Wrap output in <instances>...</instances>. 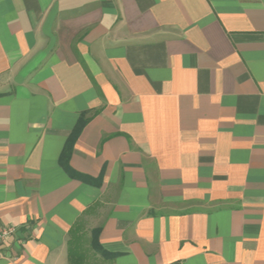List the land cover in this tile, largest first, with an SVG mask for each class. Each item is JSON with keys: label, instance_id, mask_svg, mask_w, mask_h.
Segmentation results:
<instances>
[{"label": "crops", "instance_id": "crops-1", "mask_svg": "<svg viewBox=\"0 0 264 264\" xmlns=\"http://www.w3.org/2000/svg\"><path fill=\"white\" fill-rule=\"evenodd\" d=\"M9 227L0 264H264V0H0Z\"/></svg>", "mask_w": 264, "mask_h": 264}, {"label": "trees", "instance_id": "trees-1", "mask_svg": "<svg viewBox=\"0 0 264 264\" xmlns=\"http://www.w3.org/2000/svg\"><path fill=\"white\" fill-rule=\"evenodd\" d=\"M86 122H87V119L84 118V116L82 115V116L79 118V120H78L76 126L74 127V129H73L71 135H70L69 138L67 139V141H66V143H65V145H64V148H63V151H62L61 157H60V162H61V164H62L63 166H66V160H67L69 154L72 152L73 144H74L76 138L78 137V135L80 134L82 128H83L84 125L86 124ZM93 233H94V234H93L94 238H96V237H95L96 232H93ZM94 243H96V242L94 241Z\"/></svg>", "mask_w": 264, "mask_h": 264}, {"label": "built area", "instance_id": "built-area-1", "mask_svg": "<svg viewBox=\"0 0 264 264\" xmlns=\"http://www.w3.org/2000/svg\"><path fill=\"white\" fill-rule=\"evenodd\" d=\"M15 233V228L9 227L0 231V245L8 241V239Z\"/></svg>", "mask_w": 264, "mask_h": 264}]
</instances>
